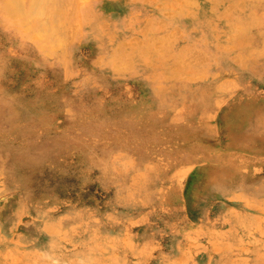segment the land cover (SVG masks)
Masks as SVG:
<instances>
[{"label": "rangeland", "instance_id": "obj_1", "mask_svg": "<svg viewBox=\"0 0 264 264\" xmlns=\"http://www.w3.org/2000/svg\"><path fill=\"white\" fill-rule=\"evenodd\" d=\"M78 1L61 25H73L71 38L65 31L54 49L47 40L49 51L0 15V264L12 263L7 248L25 236L53 239L38 251L49 257L92 235L115 264H264V105L250 114V151L227 145L242 119L224 114L235 94L243 104L264 99V0ZM249 1L260 5L236 15ZM207 3L219 17L207 49L225 53L226 68L185 10ZM179 125L198 143L178 138ZM217 174L224 194L205 193ZM243 186L260 199L236 197L248 195Z\"/></svg>", "mask_w": 264, "mask_h": 264}, {"label": "bare ground", "instance_id": "obj_2", "mask_svg": "<svg viewBox=\"0 0 264 264\" xmlns=\"http://www.w3.org/2000/svg\"><path fill=\"white\" fill-rule=\"evenodd\" d=\"M191 1L189 0V2H191ZM79 2L80 1H78V0H0V4L2 7V8H0V15H4V19L1 23L10 24L11 25L10 29L14 34H20V35H22V36H24L30 40L33 39V41H35L41 48H45L47 51H49L47 40H49L51 42V46L53 44V49H54L55 48L54 43L57 39H60L61 41L63 39L64 40L67 39L66 38L67 35L64 34L65 31H67L66 33H68V35H70L69 30L73 31L72 30L74 28L73 25H72L73 28L71 27V24L66 25V27H62L61 25H63V23L67 19L68 13L70 12V11L68 12L69 8L72 6H77ZM258 3H260V2H255V1L247 2V5L249 7L248 11L245 14L237 13L236 15H238V16L248 15L250 8L254 7L253 5L258 4ZM95 5H96V2L93 4V6L95 7ZM258 5H260V4H258ZM230 6H232V5H230ZM99 8H100L99 10L102 12L109 11V9H110V11L108 13L111 14L112 16L113 15L116 16L114 18L115 21H120V11L117 13L116 10H114V9L112 10V6L105 7L104 5H101V7H99ZM74 9L75 8L73 7V10H72V8L70 10H71V12L73 11L72 13L75 14ZM215 9L216 8L214 6H211L208 3L206 5L203 4L202 6H199L197 10L185 8V10H187V13H189L191 15V20H193L191 22L195 25H198L201 28L203 35L207 39V43L205 42V43H203L204 46L202 45L204 47V50H208L207 46L210 43V37L215 34L213 32L211 33V30H212L211 25L214 24L215 21L219 18V17H217V15H214V16L212 15V14H214ZM70 13H69V15H70ZM220 13H221V10L218 14L221 15L222 13L221 14ZM74 14H71V15H74ZM233 17H234L233 19L237 22V18L234 15H233ZM222 20H220V21H222ZM75 24H74V26H75ZM78 25H76V26H78ZM142 28H143V26H142ZM143 30L145 31V29H143ZM62 34H64V36H66V37L61 36ZM216 35H217V33H216ZM251 35H245V36L247 37V36H251ZM70 38H71V35H70ZM241 39L243 41L245 40L243 37ZM156 42L153 43L154 44L153 46H155L157 44ZM208 52H209V54H217L212 50H208ZM224 54H217V55H219L218 60H220L222 68H226L229 66V62L227 61ZM185 60L187 61L188 58L186 59V57H185ZM128 64L129 63H127V65ZM246 77H247V73H245L244 71H241L239 69L236 70L235 80L237 82H242L244 79H246ZM173 88H174V86H172V89ZM170 89H171V87L169 88V90ZM234 97L236 98V96H234ZM234 97H232V99H234ZM230 109H232V110H230ZM230 109H226L224 114H236L238 116H241L242 124L241 123L240 124H241L242 135L238 139V137H233L230 134H228L229 137H227L226 142L231 147L242 148L245 150V149L249 148L248 147L249 143L247 142L248 138H250L249 134L253 130H255V123H254V120L250 117V114H254L257 110V107L255 106L254 109L249 110L248 107H245L242 105H237V102H234L231 104ZM145 111H146V113L148 112L147 109H145ZM146 115H148L150 118L153 117L152 114H146ZM159 121H161L160 123H162V122H164V119L162 118V120H159ZM223 121H224L223 123L225 125H228V122L225 121V118ZM249 129H250V131H249ZM176 131L178 133L176 135L178 138H182V139L189 140L190 142L198 143V141H197L198 137L195 135V133L192 130L186 128L184 125L177 126ZM240 139H242V140H240ZM236 142H238V143H236ZM219 171H223V170L220 169L216 173H218ZM223 172H225V171H223ZM218 176L219 175L217 174L216 180L210 184V187H205V190H204L205 193H208L209 190L210 191L217 190L219 193L224 191V189L227 187V185L225 183L226 179H227V175L225 173V175L223 176V180L225 182L219 181ZM53 228H54V226L47 227L46 229H48V231H49L50 229H53ZM59 230L61 233H63L65 231V229H62V228H59ZM262 230H264V229H262ZM59 236H61V235H59ZM25 237L26 238H24L22 240V242L19 243L17 246H12V248L8 246L7 252L9 254L8 258L12 261L11 264H23L26 262H27L26 264H50L51 263L50 259L52 260V258H56V260H60V262H68L70 264H75V261L79 260L81 258L83 260V263H81V264H90L87 261H85V260H87V258H90L91 261L95 264H115L114 261L112 260L113 251L108 250L107 248L100 247L101 242L98 238L96 239L97 236L92 235L90 237L85 238L82 241H73L72 243H76V245L73 247L74 250H72V252H68L66 250V247L68 245L63 246L64 251L59 250V251H56L54 253V251L51 250L49 252V255L46 254L49 257L43 256L42 255L43 251H41L42 254L39 253L38 251L41 250L42 248L47 249L48 247L55 244L53 239H51V240L49 239V241H45V242L40 240V242L37 245H34V244H32L31 240L27 236H25ZM60 238H64V237L61 236ZM37 239H40V236H38ZM133 239H134V237H133ZM69 242H71V241H67L66 243H69ZM106 242H107V240H106ZM107 244H108V242H107ZM231 244H232L231 241L228 240L225 244H223V246H227V245H231ZM233 245H235V244H233ZM175 248H176V245H174V251H175ZM206 249H207V247H206ZM212 249H214V248L212 247ZM0 252H2V251H0ZM45 252H46V250H45ZM89 253H91V255H89ZM4 254H6V253L4 252L2 255L4 256ZM48 258H49V262H47ZM0 259L2 260V258H0ZM230 261H231L230 259L229 260L225 259V260H223L217 264H232V262H230ZM76 263H78V262H76Z\"/></svg>", "mask_w": 264, "mask_h": 264}, {"label": "crops", "instance_id": "obj_3", "mask_svg": "<svg viewBox=\"0 0 264 264\" xmlns=\"http://www.w3.org/2000/svg\"><path fill=\"white\" fill-rule=\"evenodd\" d=\"M262 61H258V64H260L259 65V68H262V72H264V58H262L261 59ZM261 72V75H264V73H262ZM247 79H244L242 82H237V85L238 86H240V87H245L246 86V84L247 83H245V81H246ZM248 81V80H247ZM262 83H264V78H262V80H261V82H260V84H262ZM234 96H236V98L234 97ZM234 96H232V97H234V99H232L231 98V101H232V103H234V102H237V105H242V106H245V107H248L249 108V110L250 109H254V107L256 106L257 107V109H259V107L261 108L262 107V105H264V99H257V98H255V97H249L250 99L248 100V101H246L247 103L246 104H243V101H241V100H244L243 98H240V99H237V97H238V94H235ZM256 99V100H255ZM234 101V102H233ZM254 114H256V112L254 113ZM249 131H250V129H249ZM247 132V131H246ZM254 132H255V130H253V134H254ZM248 133V132H247ZM229 136V135H228ZM249 136H250V134H249ZM247 142L249 143V145H248V147L249 148H247V149H245V150H251L252 149V145H254L255 143L252 141V139H250V138H248V140H247ZM255 142H256V140H255ZM227 143V142H226ZM228 145V144H227ZM229 146V145H228ZM229 147H231V146H229ZM248 150V151H249ZM227 172H229V174H230V176L229 175H227V179H226V182H227V180H228V178L229 177H232V176H234V173L233 172H230V171H227ZM234 183H236L235 181H232V185L234 184ZM238 186H240V185H236L235 186V188L236 187H238ZM232 187V186H231ZM261 188V187H260ZM243 190H245V191H247L246 193L248 194V195H245V194H237V193H235V192H233V191H230L229 193H235L236 194V197L237 196H240L241 198L242 197H246V198H248V199H246V200H251L252 202H254V200H258V199H260V194H257V195H254V194H251V193H249V189H247V186H243V188H242ZM225 190V189H224ZM253 191H255V190H253ZM256 192H258V191H256ZM223 194H224V191L222 192ZM232 196H235V195H232ZM232 196H227V197H229L230 199H232L233 197ZM262 199H264V198H262ZM230 206H234V205H230ZM236 207V206H235ZM236 214H238V215H247V214H245V213H243V211L241 210V209H237V210H233ZM237 211V212H236ZM235 214V215H236ZM256 215V214H255ZM258 217H252V219L253 220H256ZM204 220L206 221L207 220V218H204ZM258 220V219H257ZM256 227L257 228H259V224H258V221H256ZM231 243L232 244H235L234 246L235 247H237V242H233V241H231ZM210 252H211V254H213V250L211 251L210 250ZM244 253L243 252H241V251H236V254L235 255H243ZM208 256H206L205 257V259L207 258ZM225 259H227V258H220L219 260H214L212 263L213 264H217V263H219V262H221V261H223V260H225ZM228 260V259H227ZM237 260H238V257H236V261L235 262H237ZM240 260H243L242 258H240ZM230 262H232V261H230ZM233 263V262H232Z\"/></svg>", "mask_w": 264, "mask_h": 264}]
</instances>
